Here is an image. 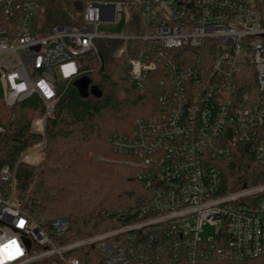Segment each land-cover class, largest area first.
<instances>
[{
  "label": "built area",
  "instance_id": "1",
  "mask_svg": "<svg viewBox=\"0 0 264 264\" xmlns=\"http://www.w3.org/2000/svg\"><path fill=\"white\" fill-rule=\"evenodd\" d=\"M263 1L88 0L78 22L47 29L44 0H0L11 22L0 27V54L14 57L0 63L3 99L12 107L39 97L35 132L45 134L61 89L101 64L99 39L121 40L119 56L129 40L148 41L130 60L131 80L142 87L150 73L163 76L160 111L137 118L131 134L110 137L139 169L151 202L122 227L59 242L69 219L43 228L17 199V165L4 166L0 264H82L71 252L86 246L100 254L94 264H264V183L222 192L224 166L239 152L264 167ZM100 23H122L123 33L100 32ZM208 224L214 235L204 240Z\"/></svg>",
  "mask_w": 264,
  "mask_h": 264
},
{
  "label": "trees",
  "instance_id": "2",
  "mask_svg": "<svg viewBox=\"0 0 264 264\" xmlns=\"http://www.w3.org/2000/svg\"><path fill=\"white\" fill-rule=\"evenodd\" d=\"M88 0H44L47 29L56 24L76 23ZM260 9L264 16V1ZM0 5V27H9ZM148 41L129 40L126 52L117 55L118 39L99 47L101 64L86 71L61 89L54 115L47 120L45 134L32 130L44 105L32 95L9 107L0 83V168L16 166V196L22 210L48 229L50 219L67 217L70 228L59 242H74L126 225L132 211L150 203L152 196L138 178L139 169L114 150L113 134L129 135L137 118L160 111L159 79L150 73L142 87L131 80L130 60L144 50ZM89 81L85 92L79 80ZM98 86L101 96L90 92ZM45 140L44 158L37 165L20 162L22 155ZM264 183V167L244 151L226 163L223 193ZM72 255L82 264H94L100 254L94 247H81ZM31 264H39L33 262Z\"/></svg>",
  "mask_w": 264,
  "mask_h": 264
},
{
  "label": "rangeland",
  "instance_id": "3",
  "mask_svg": "<svg viewBox=\"0 0 264 264\" xmlns=\"http://www.w3.org/2000/svg\"><path fill=\"white\" fill-rule=\"evenodd\" d=\"M121 20L125 21L126 17L125 15L121 14ZM122 23L118 24H105V23H100L99 25V31L104 32V33H109V34H122ZM105 43L104 39H99L97 40V45L99 47H102ZM13 55L11 54H0V63L4 62H13ZM45 142L41 143L36 147V151L33 154V159L30 160V162H25L31 165H37L42 161L44 158V151H43V146ZM214 235V226L208 224L205 225L203 228V231L201 232V237L204 240H207L208 237H212ZM39 264H58L54 258H48L46 260H42L39 262Z\"/></svg>",
  "mask_w": 264,
  "mask_h": 264
},
{
  "label": "water",
  "instance_id": "4",
  "mask_svg": "<svg viewBox=\"0 0 264 264\" xmlns=\"http://www.w3.org/2000/svg\"><path fill=\"white\" fill-rule=\"evenodd\" d=\"M79 84L81 85L82 89L85 91V92H88L89 90V81H87L86 79H81L78 81ZM90 92L94 95H96L97 97H100L101 96V90L98 88V86H91L90 87Z\"/></svg>",
  "mask_w": 264,
  "mask_h": 264
}]
</instances>
